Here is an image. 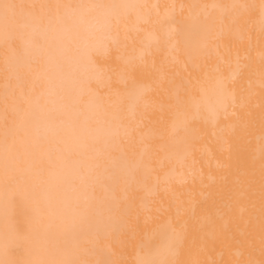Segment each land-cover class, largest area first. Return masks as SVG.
Segmentation results:
<instances>
[{
  "label": "snow or ice",
  "instance_id": "6c2138e0",
  "mask_svg": "<svg viewBox=\"0 0 264 264\" xmlns=\"http://www.w3.org/2000/svg\"><path fill=\"white\" fill-rule=\"evenodd\" d=\"M177 7L188 15L177 18ZM173 23L190 56H206L214 44L218 57L193 92L175 99L157 60ZM257 26L258 64L249 36ZM0 52V264H119L103 242L136 240L139 224H131L133 204L115 195L117 187L151 192L168 182L166 159L187 153L196 138L191 122L218 123L222 114L234 123L218 127L214 141L226 159L243 153V167L221 172L213 213L198 216L200 202L174 201L176 218L140 239L129 264H264V0H0ZM245 69L237 97L233 73ZM166 115L173 135L166 125L146 136ZM237 128L243 147L230 139ZM98 190L111 195L98 198ZM193 229L192 258L181 259ZM217 241L233 258L200 259ZM17 245L19 258L10 251Z\"/></svg>",
  "mask_w": 264,
  "mask_h": 264
},
{
  "label": "bare ground",
  "instance_id": "6f19581e",
  "mask_svg": "<svg viewBox=\"0 0 264 264\" xmlns=\"http://www.w3.org/2000/svg\"><path fill=\"white\" fill-rule=\"evenodd\" d=\"M131 2L156 4V5H168L180 4H204V3H228L233 0H131ZM241 2V0H237ZM251 2V0H249ZM259 2V0H255ZM161 18L164 16L165 9L161 7L159 9ZM177 18H182L188 15V9L183 11L177 7ZM157 17L152 16L151 20L155 21ZM150 32L156 38H162V30L159 26L153 27L152 23L145 25ZM178 27L176 24H168L167 28L173 33L171 40L167 47H163L157 56L158 62H162L165 66L164 76V89L167 93L175 99L176 96L184 97L187 93L193 92L197 88V81L202 75L205 67L208 65H215L217 62V54L213 50L214 44L209 46L208 54L203 55H189V49L185 45L182 38L175 35V29ZM252 43L254 45L252 50V56L258 64V54L260 52L259 40L260 33L259 27L254 33L250 32ZM224 44L227 41L222 42ZM245 45L241 46L240 54L244 55ZM235 51V48H233ZM0 59H2V52H0ZM171 65V69H169ZM234 83L232 85L237 97H239L245 87V81L247 80V70H243L242 75L233 73ZM159 78V77H158ZM151 83V82H150ZM160 93L157 90V94L154 99H158ZM258 99V97H257ZM231 111V109H230ZM257 114L259 109L256 110ZM159 114H155L152 119L156 120ZM233 118L230 116L221 115L219 121L209 116L207 122L202 119H197L191 122L192 134L196 137L192 141L191 148L187 153L181 152L175 156H172L170 161L166 159L167 171L170 174L168 182H162L156 189L151 192H146L137 185L126 186L121 183L116 191L115 195L133 204V216L131 217V224L136 225L137 220L139 224L136 240H128L125 236L112 237L103 242V245L108 247L112 252L113 258L116 259L119 264H129L134 258V248L136 243L140 239L148 240L152 238L153 229L155 225L166 218H176V203L180 201H196L200 202L197 208V215H204L213 213L212 207L213 201L216 199V192L222 187L219 183V177L226 166H232L233 168L239 163L243 167V153H233L232 159H226L221 154L220 145H218L213 138V133L218 130V127H227L233 124ZM167 125L169 135H173L171 120L166 115L162 121L155 126L149 125L144 129L145 135L150 137L158 136L160 131ZM230 135V139L235 142L239 141L241 147H243V132L237 128L234 135ZM225 147V155L227 145ZM118 156L119 152L114 153ZM209 185H213V188H209ZM109 192L97 191L96 196L98 198H104L110 196ZM174 201L176 203H174ZM18 227L25 228L19 222L17 218ZM196 238V231L193 229L190 232L189 244L186 246L184 252L181 255V259L192 258V241ZM202 244V241H197ZM11 254L17 258L23 255L24 249L22 245L14 246L11 250ZM233 253L236 249L234 248ZM200 259H216V260H230L233 258L226 252V245L223 241H217L215 245H210L208 251L201 254Z\"/></svg>",
  "mask_w": 264,
  "mask_h": 264
}]
</instances>
